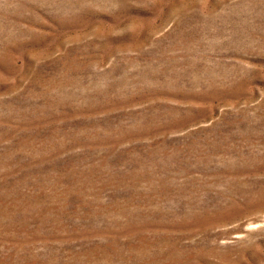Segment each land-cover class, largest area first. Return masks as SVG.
Returning a JSON list of instances; mask_svg holds the SVG:
<instances>
[{
	"label": "rangeland",
	"instance_id": "rangeland-1",
	"mask_svg": "<svg viewBox=\"0 0 264 264\" xmlns=\"http://www.w3.org/2000/svg\"><path fill=\"white\" fill-rule=\"evenodd\" d=\"M0 264H264V0H0Z\"/></svg>",
	"mask_w": 264,
	"mask_h": 264
}]
</instances>
